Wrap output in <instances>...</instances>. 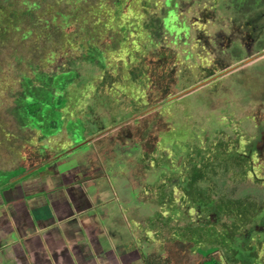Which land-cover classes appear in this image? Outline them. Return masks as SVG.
I'll return each mask as SVG.
<instances>
[{
  "label": "rangeland",
  "instance_id": "rangeland-1",
  "mask_svg": "<svg viewBox=\"0 0 264 264\" xmlns=\"http://www.w3.org/2000/svg\"><path fill=\"white\" fill-rule=\"evenodd\" d=\"M125 4L136 10L132 22L138 31L148 25L155 29L143 34L141 44L151 40L148 51L163 55L149 67L141 63L144 48L136 46L129 58L106 59L102 72L90 63L97 87L88 90L80 109L66 113L65 99L54 96L50 110L54 117L60 114L59 133L49 138L57 142L38 143V159L48 155L49 145L61 152L70 143L59 140L67 138L74 149L58 160L64 169L79 166L81 155L84 173L90 172L96 158L99 165L90 181L109 194L115 191L110 207L118 223L109 233L142 243L144 257L196 264L209 250L223 264H264V0ZM83 52L81 47L67 58L75 60ZM67 67L82 68L83 63L71 60ZM30 82L38 85L36 79ZM76 90L70 86L65 94ZM1 96L0 119L8 122L7 130L20 134L13 118L24 122V115L12 110V97ZM0 156L13 157L5 143ZM0 169H14L0 180L6 185L23 171L4 162ZM222 208L233 213L226 217ZM208 222L217 229L213 235L223 233L220 239L199 230ZM225 224L239 235L224 236Z\"/></svg>",
  "mask_w": 264,
  "mask_h": 264
},
{
  "label": "trees",
  "instance_id": "trees-1",
  "mask_svg": "<svg viewBox=\"0 0 264 264\" xmlns=\"http://www.w3.org/2000/svg\"><path fill=\"white\" fill-rule=\"evenodd\" d=\"M125 1L0 0V94L2 98L12 97V102L16 105L12 110L22 111L24 115V122H20V118L14 115L17 132L20 133L17 135L7 130L8 122L0 119V149L5 143L13 154L10 159L0 156V163L2 166L4 162L23 168V171L15 178L40 164L42 156L38 159L36 155L40 147H36L38 143L57 142L49 138L56 137L59 133L56 130V119L60 114L54 117L55 114L50 110L54 96L65 99L66 113L73 111L76 106L79 108L88 90L91 88L93 91L97 87L99 81L95 86L92 85L94 75L90 70V63L98 66L102 72L106 59L109 58L110 61L114 59L115 63V59L129 58L136 46L144 48L145 58L141 59V63L149 67L155 66V62H158L156 56L163 55L148 51L147 47L151 45V40L141 44L140 38L143 34L149 36L155 29L148 25L145 32L138 31L135 28L137 23L132 22L138 16L135 13L136 10L125 4ZM75 36L77 38H74ZM101 41H108V44L102 45ZM81 47L85 49V52L79 53L77 59L67 58L70 52L80 51ZM170 55L171 53L167 50L165 56ZM71 60L75 63L78 60L81 61L83 67L68 68L67 63L69 65ZM108 66H111L110 63ZM111 70L120 71L118 68H111ZM100 74L98 73V76ZM35 79L38 82L36 87L30 82ZM75 80L78 83L77 87ZM70 86H74L77 90L66 95ZM68 106L71 109L67 110ZM80 114L78 113L79 120ZM61 118L63 122L65 114H62ZM42 129H45V132H42ZM63 130H65L64 125L62 132ZM16 138H21L23 142L14 141ZM39 138L45 141H38L41 140ZM31 140L36 142L33 144ZM66 141L73 142L72 138L59 140L60 143ZM50 146L52 147L49 150L53 151V145ZM69 147L70 145L63 149ZM11 171L0 169V180L8 177ZM15 178L11 177L8 184ZM5 185L6 183L0 184V187L6 188L7 185ZM214 208L217 209L219 206ZM222 212L226 217L233 213L230 210L226 211V208H222ZM199 230L203 233L205 231L206 235L214 237L218 235L219 239V235L223 234L216 232L213 235L217 229L210 222ZM222 231L225 232L224 236L239 235L238 230L233 232L226 224L222 227ZM186 232L187 230L183 235ZM197 241L200 242L197 245H200V237ZM201 255V259L196 264H223L209 250L202 252ZM144 264L162 263L157 257L147 256L144 258Z\"/></svg>",
  "mask_w": 264,
  "mask_h": 264
},
{
  "label": "crops",
  "instance_id": "crops-1",
  "mask_svg": "<svg viewBox=\"0 0 264 264\" xmlns=\"http://www.w3.org/2000/svg\"><path fill=\"white\" fill-rule=\"evenodd\" d=\"M69 149L46 150L37 167L10 181L9 191H0V264H144L142 243L109 233L118 223L110 207L115 191L109 194L90 181L97 159L90 172L84 173L81 155L79 166L64 169L58 160Z\"/></svg>",
  "mask_w": 264,
  "mask_h": 264
},
{
  "label": "flooded vegetation",
  "instance_id": "flooded-vegetation-1",
  "mask_svg": "<svg viewBox=\"0 0 264 264\" xmlns=\"http://www.w3.org/2000/svg\"><path fill=\"white\" fill-rule=\"evenodd\" d=\"M68 149H69V148H68ZM69 150H71V147H70V149H69ZM69 150H68V151H69Z\"/></svg>",
  "mask_w": 264,
  "mask_h": 264
}]
</instances>
